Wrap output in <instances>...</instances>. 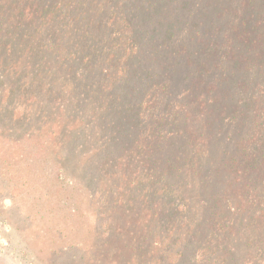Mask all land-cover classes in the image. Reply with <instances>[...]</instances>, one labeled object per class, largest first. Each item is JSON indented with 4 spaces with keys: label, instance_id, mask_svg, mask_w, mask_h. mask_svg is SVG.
Instances as JSON below:
<instances>
[{
    "label": "trees",
    "instance_id": "trees-1",
    "mask_svg": "<svg viewBox=\"0 0 264 264\" xmlns=\"http://www.w3.org/2000/svg\"><path fill=\"white\" fill-rule=\"evenodd\" d=\"M213 2L0 0L2 128L53 119L111 264H264V21Z\"/></svg>",
    "mask_w": 264,
    "mask_h": 264
},
{
    "label": "rangeland",
    "instance_id": "rangeland-1",
    "mask_svg": "<svg viewBox=\"0 0 264 264\" xmlns=\"http://www.w3.org/2000/svg\"><path fill=\"white\" fill-rule=\"evenodd\" d=\"M226 1L231 2L225 11L232 13L235 30L244 0ZM199 4L201 25L203 12L213 24H223L226 15H220L218 2ZM263 4L264 0L249 4L247 18L254 26L259 15L264 21ZM227 21L229 25L228 17ZM12 123L2 128L5 123L0 121V264H111V253L119 244L97 245V198L92 199L84 179V161L69 154L72 149L60 140L53 119L38 120L34 127L20 124L16 117ZM123 260L138 261L126 253L118 263Z\"/></svg>",
    "mask_w": 264,
    "mask_h": 264
}]
</instances>
